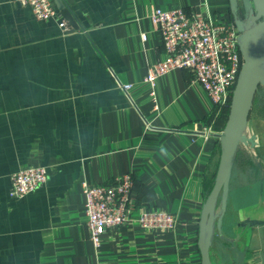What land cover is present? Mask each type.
I'll use <instances>...</instances> for the list:
<instances>
[{
	"label": "crops",
	"instance_id": "0c3cea01",
	"mask_svg": "<svg viewBox=\"0 0 264 264\" xmlns=\"http://www.w3.org/2000/svg\"><path fill=\"white\" fill-rule=\"evenodd\" d=\"M156 7L224 23L249 16L247 0H72L79 28L63 32L15 0H0V264H201L198 217L226 119L215 127L208 94L185 68L157 78L153 109L144 77L164 56L151 19ZM263 84L211 213V264H264ZM232 99L233 89L229 105ZM38 165L47 168L46 181L10 196V174ZM125 172L136 195L130 217L165 210L176 223L150 229L133 219L106 230L94 248L81 183Z\"/></svg>",
	"mask_w": 264,
	"mask_h": 264
},
{
	"label": "built area",
	"instance_id": "2783aa9c",
	"mask_svg": "<svg viewBox=\"0 0 264 264\" xmlns=\"http://www.w3.org/2000/svg\"><path fill=\"white\" fill-rule=\"evenodd\" d=\"M15 1L29 8L35 19L54 20L61 31L71 30L70 24L51 0ZM151 19L156 25L164 54L163 58L148 67L144 77L153 109H157V78L175 68L191 72L208 94L214 108L225 106L242 65L239 32L235 24L214 21L210 16L184 7L153 8ZM141 37L145 39V34ZM129 87V83L122 85L125 91ZM203 132L210 133L207 128ZM47 173V168L42 165L16 169L10 174V196L21 197L34 191L46 181ZM81 185L86 226L94 248L98 247L106 230L133 219L139 226L150 229L173 228L176 223L175 216L165 210H141L136 218L130 217L136 207V195L129 172L108 183L96 184L84 179Z\"/></svg>",
	"mask_w": 264,
	"mask_h": 264
},
{
	"label": "water",
	"instance_id": "95a60500",
	"mask_svg": "<svg viewBox=\"0 0 264 264\" xmlns=\"http://www.w3.org/2000/svg\"><path fill=\"white\" fill-rule=\"evenodd\" d=\"M54 6L60 11L62 16L70 24L71 30L78 29L79 24L76 16L72 12L70 5L72 0H51ZM249 16L247 22L235 19L234 24L239 32L238 48L241 52L242 65L238 73L233 89V99L229 105L225 127L222 131L216 132L222 141L213 184L207 193L198 217L197 246L200 253L201 264H211L208 250L210 238V220L214 207L219 202L220 196L227 190V179L230 171L232 154L238 142L236 134L242 120L246 124V117L252 98L257 87L264 83V67L259 71L254 66V54L247 52L246 45L242 42L254 36L261 26H264V0H247ZM256 23L255 28L252 26ZM247 42V41H246ZM256 141L252 135H248L244 144H248L254 151ZM223 206L217 220L212 224V228L219 226L221 222ZM251 222V220H248ZM254 222V221H253Z\"/></svg>",
	"mask_w": 264,
	"mask_h": 264
},
{
	"label": "bare ground",
	"instance_id": "6f19581e",
	"mask_svg": "<svg viewBox=\"0 0 264 264\" xmlns=\"http://www.w3.org/2000/svg\"><path fill=\"white\" fill-rule=\"evenodd\" d=\"M255 26H256V23L252 26V28H255ZM246 41L242 42V44L246 45L247 52H252L254 54V66H255L256 70L259 71L261 68L264 67V26L262 25L260 30L258 32H256L253 37L248 38ZM253 41L255 43H254L253 46L250 47V42H253ZM258 46L260 48L262 47V49H261V52H259L258 57L256 58L255 49ZM255 59H256V61H255ZM244 125H245V122H244V120H242L240 125H239V128L237 130V134L236 135L239 136V135L242 134V132L244 130ZM247 136L248 135H245V141L247 139Z\"/></svg>",
	"mask_w": 264,
	"mask_h": 264
},
{
	"label": "trees",
	"instance_id": "16d2710c",
	"mask_svg": "<svg viewBox=\"0 0 264 264\" xmlns=\"http://www.w3.org/2000/svg\"><path fill=\"white\" fill-rule=\"evenodd\" d=\"M228 110H229V101L225 106L221 107L220 109L214 108L215 112H214L213 121L215 127L220 128L224 125L226 116L228 114Z\"/></svg>",
	"mask_w": 264,
	"mask_h": 264
},
{
	"label": "rangeland",
	"instance_id": "374dc122",
	"mask_svg": "<svg viewBox=\"0 0 264 264\" xmlns=\"http://www.w3.org/2000/svg\"><path fill=\"white\" fill-rule=\"evenodd\" d=\"M261 49H262V47L260 48L259 46L255 49V56H256V58L258 57V55H259V52H261ZM255 61H256V59H255ZM262 85V84H261ZM264 85V84H263ZM245 125H244V130H243V132H242V136L245 134Z\"/></svg>",
	"mask_w": 264,
	"mask_h": 264
}]
</instances>
